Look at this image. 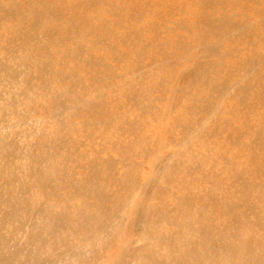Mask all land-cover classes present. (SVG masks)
<instances>
[{
    "label": "bare ground",
    "instance_id": "obj_1",
    "mask_svg": "<svg viewBox=\"0 0 264 264\" xmlns=\"http://www.w3.org/2000/svg\"><path fill=\"white\" fill-rule=\"evenodd\" d=\"M191 2L0 0V264H264V0Z\"/></svg>",
    "mask_w": 264,
    "mask_h": 264
},
{
    "label": "rangeland",
    "instance_id": "obj_2",
    "mask_svg": "<svg viewBox=\"0 0 264 264\" xmlns=\"http://www.w3.org/2000/svg\"><path fill=\"white\" fill-rule=\"evenodd\" d=\"M131 1H134L135 4H136L138 7H140V8H139L140 10H141L142 8L145 7V10L142 9V11H145L144 13H145V15L147 14L146 16H148V14L150 15L149 18H150L151 20L149 21L148 18H147V19H148V20H147V19H146V16H145V17H144V20H146V22L143 20L142 25H144V31H146L145 33L147 34V36H148V37H151V38H152V37H155V36H154L155 34H154V32H153V29H152V28H153L152 23H154V22L156 21L155 24H156V23H157V24H156V25L154 24L155 27H157V26H163L164 24H165V26H167L166 23H167L168 21L165 20L164 18H167L169 14L172 15L171 12H169L170 10L173 11L172 13L175 12V13H174L175 15H173L174 18H176V19H177V18H178V19H186L187 17H189V18H187V21H190V22L192 21V23L194 22V20H195L196 18L199 17L198 15H197L198 17L196 16V14L198 13V12H196V11H198V7L195 5L196 8H194V7H193V6H194V3L191 2V0H185V1H184L185 3H183V4H182L183 0H181L182 2H181V1H178V2H177V5L175 4V3H176V0H175V2H174V0H173L174 3L172 2V0H171V1H170V0H167V1L164 0V2H163L162 0H160V2H159V0H158L157 3H156V0H155V1H154V0H148V2H149V1L151 2V3L149 2L148 5L145 3V0H143L144 2H143L142 0H138V1H137V0H131ZM188 1H190V2H188ZM166 2H167V4H166ZM180 2H181V3H180ZM243 2H244V0H243ZM140 3H142V4L140 5ZM159 3H160V4H159ZM170 3H171V4H170ZM186 3H188V4H186ZM189 3H190V5H189ZM191 3H192V4H191ZM152 4H153V6H152ZM165 4H166V5H165ZM168 4H169V5H168ZM174 4H175V6H174ZM181 4H182V5H181ZM184 4L187 5V7H185ZM248 4H249V5H252V2L250 3L249 1H248V2L246 1V5H247V6L245 5V3H243L242 5H244L245 8L248 7V11L251 9V10L249 11L250 14H255L254 12H255L256 5L254 4V5H252V8H249V5H248ZM144 5H145V6H144ZM158 5H159V6H158ZM163 5L166 6V7H164ZM170 5H172V6H170ZM180 5H181V7H180ZM191 5H193V6H191ZM148 6H150V7H149L150 10L148 9ZM161 6L164 7V8H162ZM167 6H168V7H167ZM176 6H177V7H176ZM244 6H243V7H244ZM141 7H142V8H141ZM160 7H161V8H160ZM188 7H189V9H190V7H191V9L194 8V9L196 10V11H195L196 13H194V15H195L196 18H195V17H192V16H194V15H193L194 10H191V9H190V12H189V10H187ZM157 8H158V9H157ZM159 8H160V9H159ZM176 8L179 9V11H178ZM183 8H185V9L187 8V9H186V13H185V9H183ZM146 9H148V11H146ZM165 9H167V10H165ZM173 9H174V10H173ZM182 9H183V11H182ZM253 9H254V10H253ZM100 10L103 11V12H105L104 14L106 15L107 12H106L105 9L103 10V8H100ZM154 10H155V11H154ZM156 10H160V11H159L160 13L157 12ZM161 10H162V11H161ZM168 10H169V11H168ZM175 10H177V11H175ZM150 11H151V12H150ZM153 11H154L155 13H154ZM164 11H165V12H168V14L165 13L164 16H161V15H163L162 13H164ZM252 11H254V12H252ZM148 12H149V13H148ZM199 12H200V11H199ZM150 13H151V14H150ZM156 13H159V14H160V17H159V14H158V20H157V18H156V17H157V16H156ZM190 13H191V14H190ZM104 14H103V15H104ZM152 14H155V15L153 16ZM179 14H180L181 16H180ZM189 14H190V15H189ZM166 15H167V16H166ZM177 15H178L180 18H179ZM185 15H186V18H185ZM188 15H189V16H188ZM151 16H153V17L151 18ZM182 16H183V17H182ZM161 17H162V18H161ZM169 17H171V16H169ZM153 18H154L155 20H154ZM167 19H170V18H167ZM188 19H193V20H188ZM163 20H165V21H163ZM151 21H152V22H151ZM157 21H158V22H157ZM166 21H167V22H166ZM143 23H146V24H149V23H150V26H149V25H147V26H149V27H151V28H149V27H147V26L145 27L146 24H143ZM170 23H171V22H168L169 25H170ZM124 24H125V25H126V24L129 25L130 22H127V23L125 22ZM165 26L161 27V29H164ZM151 29H152V30H151ZM165 30H166V28H165ZM194 30H195L194 28H192L190 31L187 30L190 34H189L187 31H185V30H184V32H181V33H182V34H183V33L185 34V35L183 34L185 39H188V40H195V41H197V40L199 39V35L197 34V31H196V30L194 31ZM163 31H164V30H163ZM193 31H194L195 33H194ZM178 32H179V31H178ZM163 33H164V32H163ZM163 33H162V35H161L162 37H158V38H156V39L161 40V38H162V41H163V40L165 41V39H166V40H169V42L173 40V38H171L172 40H170L171 35L169 36V35L167 34V31H165L164 34H163ZM153 34H154V35H153ZM166 34H167V35H166ZM195 34H196V38H198V39H195ZM152 35H153V36H152ZM163 35H165V36H163ZM190 35H191V36H190ZM166 36H167V37H166ZM168 36H169V38H168ZM189 36H190V37H189ZM163 37H164L165 39H164ZM193 37H194V38H193ZM189 38H190V39H189ZM174 40H175V39H174ZM174 40H173V41H174ZM199 40H200V39H199ZM199 40H198V41H199ZM0 42H4L3 39H1ZM126 47H127V49H128L129 51H131V48L128 47L127 45L124 47V44H123V46H122L121 42L118 43V48H119L120 51H123V52H124V51H128L127 49L125 50ZM103 50H104V49L96 50L95 52H96L97 54L99 53L98 55H100V53H101V54H105V53H107L106 50H104V51H103ZM102 51H103L104 53H103ZM109 60H110V58H109ZM166 116H167V119L165 120ZM148 118L150 119L151 122H153L154 119L151 120V119H152L151 117H148ZM161 118H162V119H161ZM163 118H164V119H163ZM158 119H159V120H158ZM160 119H161V121H160ZM172 121H173V117H170L169 115H165L164 117L162 116V117H160V118H157V119H155V121H154V122H157V124L154 123V125H156V126H154V127H155V128L157 127V128H156V129H153V124H152V123H149V125H148L149 127H146V129H145V130L147 131V134L145 133V131H144L143 134L151 135V136L155 134L156 136H153V137H156V138L159 137L160 140L163 138L164 142H163V140H162L161 142L164 143V144L167 143L166 145H168V142H169L168 140H170L171 136L174 135V134L176 133V132L173 131V128H172ZM160 122L165 123V124H162V123H160ZM166 122H167V123H166ZM158 123H159V126L161 125L160 127L158 126ZM169 123H170V125H169ZM150 124H152V126H150ZM164 125H165V126H164ZM163 126H164L165 128H164ZM162 127L164 128L165 133H164V131H161V130H163ZM159 128H160V129H159ZM165 129H166V130H165ZM152 130H153V131H152ZM154 130H155V131H154ZM158 130H159V131H158ZM156 131H157L158 134L155 133ZM166 131H167V132H166ZM151 132H152V133H151ZM153 132H154V133H153ZM161 132H162V133H161ZM148 133H149V134H148ZM163 133H164V134H163ZM161 134H162V135H161ZM166 134H167V135H166ZM157 135H158V136H157ZM164 136H165V137H164ZM164 138H165V139H164ZM167 141H168V142H167ZM105 155H106V154H105ZM105 155H104V156H105ZM146 167H147V168H146ZM148 169H149V166H148L147 164L144 165V168H143L144 172H145L146 170H148ZM146 173H147V171H146Z\"/></svg>",
    "mask_w": 264,
    "mask_h": 264
}]
</instances>
